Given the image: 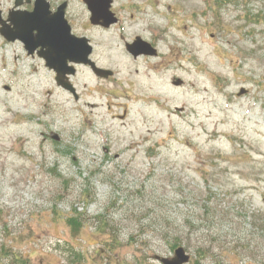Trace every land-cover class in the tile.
I'll list each match as a JSON object with an SVG mask.
<instances>
[{
    "label": "rangeland",
    "instance_id": "rangeland-1",
    "mask_svg": "<svg viewBox=\"0 0 264 264\" xmlns=\"http://www.w3.org/2000/svg\"><path fill=\"white\" fill-rule=\"evenodd\" d=\"M135 1L160 53L94 30L79 101L0 35V264H264V0Z\"/></svg>",
    "mask_w": 264,
    "mask_h": 264
},
{
    "label": "flooded vegetation",
    "instance_id": "flooded-vegetation-1",
    "mask_svg": "<svg viewBox=\"0 0 264 264\" xmlns=\"http://www.w3.org/2000/svg\"><path fill=\"white\" fill-rule=\"evenodd\" d=\"M143 7L142 4L135 0H0V35L5 45L21 46L29 58L43 59L46 53L50 52L53 53V59L56 61L58 51L63 56L69 55L70 52L72 53V48L68 44L69 37L66 39L63 34L65 25V29L66 26L69 27L72 35L76 38L87 39L92 46L90 59L98 66V63L93 60V56L96 53L94 51L96 44L92 40L95 36L92 32L101 29L105 33H110L112 30L116 34H121L120 39L123 40L122 50L126 60L132 61L143 57L152 59L154 57L152 49L154 45L153 38L146 36L144 33L130 32L136 24L132 20L134 12L140 13ZM34 17L38 18L41 23L50 25L52 51L48 50L47 46L34 48L35 44L33 41L41 32L40 29L34 28L36 24ZM61 18L64 21H61ZM57 20L61 21L60 26L56 23ZM124 27L127 29L125 30ZM45 30H47V26ZM56 36L60 37L59 41L62 46L60 49H58L57 43L52 40V37ZM146 45H148V48ZM110 49H113V46H110ZM135 53L139 54L135 56ZM60 64L61 68L57 70L67 71L69 66L74 63H72L70 58H67L64 62L60 60ZM80 65L82 64L77 67ZM45 67L56 75L57 71L55 69ZM87 67L90 68V66ZM98 67L100 68L101 66ZM101 68L108 70L105 75L101 76L102 78H112L115 72L106 67ZM72 77L74 76H69L70 79ZM179 246L177 244L173 246V255H161L156 251H152L148 257L158 261L159 264H163V259L174 257L175 249ZM185 252L190 256V259L185 264H202L197 261L193 262V255L186 248Z\"/></svg>",
    "mask_w": 264,
    "mask_h": 264
},
{
    "label": "water",
    "instance_id": "water-1",
    "mask_svg": "<svg viewBox=\"0 0 264 264\" xmlns=\"http://www.w3.org/2000/svg\"><path fill=\"white\" fill-rule=\"evenodd\" d=\"M93 13L94 15H96L95 12ZM60 20L64 21L63 18H61ZM34 21L36 23L34 25V28L41 30V32L38 34V37L35 38L33 41V43L35 44L34 48L37 46H42V47L47 46L48 50L52 51V42H51L52 32H50V25L41 23L39 19L36 17H34ZM61 21L57 20L56 23L60 26ZM46 26H47V30H45ZM63 34L65 35L66 39L69 37L68 44L70 45L69 47L72 48V53L70 52L69 55L63 56L58 51L57 52L58 55L55 61L53 59V53L48 52L46 53V56L44 57V59L49 68L55 69L57 71V75H58L57 84L61 85L64 89L68 91L70 90L72 94L75 95V97L78 99L79 95L76 93L74 86L71 85V83L68 81V74H74L75 68L72 66H69V69L67 71L57 70L58 68H61L60 60H63L64 62L67 58H70L74 63H77V64L79 63L89 64L90 63L92 66L93 72L96 73L98 76L105 75V73L108 71L102 68L96 67V64L89 59V55L92 52L91 51L92 46L90 45V43L87 41L86 38H76L75 36L71 34L69 27L66 26V29H65V25H64ZM13 39L15 40V38ZM59 39H60L59 36L52 37L53 42L57 43L58 49L62 47ZM156 53H157V50L154 49V54ZM189 259H190V256L187 252H185V249L183 247H178L175 250V256L173 258H165L163 259L162 262L163 264H185V262L188 261Z\"/></svg>",
    "mask_w": 264,
    "mask_h": 264
},
{
    "label": "trees",
    "instance_id": "trees-1",
    "mask_svg": "<svg viewBox=\"0 0 264 264\" xmlns=\"http://www.w3.org/2000/svg\"><path fill=\"white\" fill-rule=\"evenodd\" d=\"M70 222H71V225L74 227V232L76 233V231H78V230H76L77 228H79L81 225V222L75 217V218H73V220H69ZM174 246H176V245H174Z\"/></svg>",
    "mask_w": 264,
    "mask_h": 264
}]
</instances>
